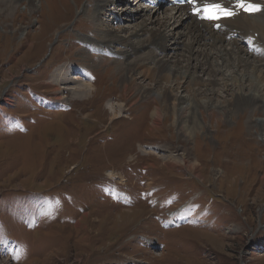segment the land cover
<instances>
[{"label": "rangeland", "instance_id": "374dc122", "mask_svg": "<svg viewBox=\"0 0 264 264\" xmlns=\"http://www.w3.org/2000/svg\"><path fill=\"white\" fill-rule=\"evenodd\" d=\"M38 2L0 13V264H264V140L247 126L264 113L200 112L192 136L170 111L151 126L160 102L125 95L113 56L92 51L90 71L80 62L94 26L77 12L91 0ZM63 63L78 79L88 69L89 98L49 82Z\"/></svg>", "mask_w": 264, "mask_h": 264}, {"label": "bare ground", "instance_id": "6f19581e", "mask_svg": "<svg viewBox=\"0 0 264 264\" xmlns=\"http://www.w3.org/2000/svg\"><path fill=\"white\" fill-rule=\"evenodd\" d=\"M38 1L0 0V13L11 15L10 11L16 10V3H25L34 13ZM140 1L149 6L140 5ZM161 1L133 0L130 11L119 8L120 12H114V8L109 7L121 5L122 0H91L89 10L85 4L77 15L82 14L93 24L94 36L89 35L92 32L89 28V33L84 34L86 37L80 38V41L94 46H91V50L84 49L80 62L87 65L92 51L102 56L104 53L113 56L114 62L118 64L116 70H121L119 83L125 95L133 91L141 102L155 98L160 102L161 106L154 107L150 113L151 126L160 125L161 119L170 111L175 115L174 125L178 133L187 136H192L204 126L200 112L210 113L212 110L216 116H224V122L247 107L257 108L264 113V0H248L263 6V10L255 16L236 7V0H196L195 4H190L188 0L184 4L178 0H167L170 8L166 11L165 19L156 15L163 6ZM206 3H219L232 9L233 15L208 20L201 18L202 12L193 14L194 8L203 9ZM245 12L251 16L245 15ZM116 19L129 24L115 33L108 29V24ZM236 36L242 40L234 38ZM248 37L254 39L253 45L247 41ZM107 62L111 65V60ZM90 67L86 66L89 71ZM71 68L69 63L57 66L50 74L49 82L56 86L60 94L68 92L70 98L80 100L89 98L96 89L88 83V69L82 67L84 74L79 81L75 76L81 72ZM141 70L147 71L143 74ZM137 80H150L148 84L152 83L153 88L144 87ZM75 82L78 83L75 88L64 87ZM184 93L188 94L182 95ZM218 93L230 98L214 100L213 97ZM199 96H203V99H199ZM117 109L120 113L126 112L123 105ZM109 111L111 120L121 117L116 116L113 106H110ZM263 123L264 117L251 120L247 126L259 127L258 135L264 140Z\"/></svg>", "mask_w": 264, "mask_h": 264}, {"label": "snow or ice", "instance_id": "6c2138e0", "mask_svg": "<svg viewBox=\"0 0 264 264\" xmlns=\"http://www.w3.org/2000/svg\"><path fill=\"white\" fill-rule=\"evenodd\" d=\"M190 4H195L196 0H188ZM236 7L249 13L259 10V6L248 2V0H236ZM203 13L201 18L208 20H216L221 17H230L233 15V11L230 8L224 7L219 3H206L203 9L194 8L193 14L197 15ZM219 27V25H217Z\"/></svg>", "mask_w": 264, "mask_h": 264}]
</instances>
